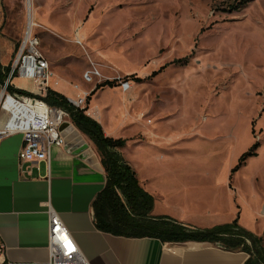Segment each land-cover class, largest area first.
Here are the masks:
<instances>
[{
    "label": "crops",
    "instance_id": "1",
    "mask_svg": "<svg viewBox=\"0 0 264 264\" xmlns=\"http://www.w3.org/2000/svg\"><path fill=\"white\" fill-rule=\"evenodd\" d=\"M33 9L28 0L29 26L31 13L37 18ZM25 18L19 0H0L1 68L13 61L26 31ZM167 65L155 66L147 77L153 72L157 77ZM67 71L60 68L54 72L59 82L49 89L75 98L79 91L92 88H83L78 73ZM19 79L25 82L16 83ZM130 81V101H105L86 114L100 123L106 136L124 140L118 151L135 171L140 186L153 196L151 214L199 229L237 219L240 227L264 239V183L255 175L241 176L249 157L233 170L252 144L235 164L212 158L187 159L184 136L162 127L169 116L150 115L155 93L149 83L154 81ZM10 84L35 91L33 82L22 77H12ZM113 89L127 92L117 84L100 87L90 95L88 107ZM144 96L152 98L142 102ZM207 120L198 119L197 123ZM21 145L18 133L0 139V264H48L49 211L59 216L90 264H244L248 259L242 251L226 250L208 241L163 243L156 237H129L97 228L92 203L106 184L103 167L95 169L78 155L52 146L48 159L35 164L32 174L26 175L19 166ZM92 149L100 161L96 148Z\"/></svg>",
    "mask_w": 264,
    "mask_h": 264
},
{
    "label": "rangeland",
    "instance_id": "2",
    "mask_svg": "<svg viewBox=\"0 0 264 264\" xmlns=\"http://www.w3.org/2000/svg\"><path fill=\"white\" fill-rule=\"evenodd\" d=\"M31 1L37 11L36 19L31 13L33 30L53 72L66 68L81 79L95 66L104 80L134 73L141 79L129 77L133 82L154 81L150 115L169 116L162 127L184 136L187 159L235 164L258 141L259 154L248 158L241 176L255 175L264 183V0H249L236 10L242 0ZM19 2L27 29V0ZM186 56L185 64L172 62ZM163 64L167 70L147 77ZM81 85L91 86L82 80ZM130 91L104 92L87 111L109 100L128 102Z\"/></svg>",
    "mask_w": 264,
    "mask_h": 264
},
{
    "label": "trees",
    "instance_id": "3",
    "mask_svg": "<svg viewBox=\"0 0 264 264\" xmlns=\"http://www.w3.org/2000/svg\"><path fill=\"white\" fill-rule=\"evenodd\" d=\"M249 0H242L239 5L233 6L236 10ZM188 57L172 62L186 63ZM3 70V71H2ZM10 66H0V83L3 84ZM153 72L151 75H155ZM14 77V76H13ZM135 78L134 74L124 79ZM116 79L105 80L98 84L90 93L104 86L112 87ZM7 90L20 94L34 95L33 93L7 85ZM90 95L87 98H90ZM44 100L53 106L64 109L74 126L86 135L94 144L100 158L101 166L106 174L105 187L96 195L92 206L95 225L97 228L116 235L129 237L151 236L159 238L163 243H185V241H208L216 243L230 251H242L248 255L244 264H264V239L240 227L237 219L231 223L218 225L212 228H190L168 216H154L151 214L153 196L146 192L139 184L135 171L122 157L118 148L124 145V140L112 138L103 133L98 121L86 114L87 108L73 106L64 95L48 89ZM259 142L243 152L234 166L236 170L248 157L256 156Z\"/></svg>",
    "mask_w": 264,
    "mask_h": 264
},
{
    "label": "built area",
    "instance_id": "4",
    "mask_svg": "<svg viewBox=\"0 0 264 264\" xmlns=\"http://www.w3.org/2000/svg\"><path fill=\"white\" fill-rule=\"evenodd\" d=\"M77 43L81 41L78 39ZM13 76L31 80L35 87L34 95L8 91L7 85ZM81 79L92 88L79 91L75 98L67 99L75 107L88 109V96L105 80L95 66L84 70ZM114 79L122 91L130 89V80L120 76L109 80ZM58 82L49 61L41 51L38 36L28 25L0 90V139L15 133L21 135L22 145L18 158L20 171L26 175L32 174L35 164L48 159L52 146L63 145L59 126L69 115L64 109L49 105L44 100L51 84L57 85ZM2 253L3 247H0V255ZM48 255V264H90L54 211H49Z\"/></svg>",
    "mask_w": 264,
    "mask_h": 264
},
{
    "label": "water",
    "instance_id": "5",
    "mask_svg": "<svg viewBox=\"0 0 264 264\" xmlns=\"http://www.w3.org/2000/svg\"><path fill=\"white\" fill-rule=\"evenodd\" d=\"M60 135L63 138V149L69 153L78 155L95 169L101 170L98 157L81 132L68 120L59 126Z\"/></svg>",
    "mask_w": 264,
    "mask_h": 264
},
{
    "label": "bare ground",
    "instance_id": "6",
    "mask_svg": "<svg viewBox=\"0 0 264 264\" xmlns=\"http://www.w3.org/2000/svg\"><path fill=\"white\" fill-rule=\"evenodd\" d=\"M28 1V0H27ZM31 28L33 29V27L35 26V24L32 22V24L30 25Z\"/></svg>",
    "mask_w": 264,
    "mask_h": 264
}]
</instances>
